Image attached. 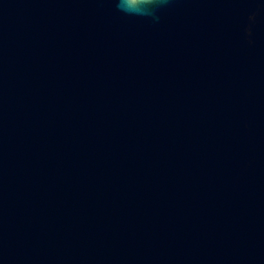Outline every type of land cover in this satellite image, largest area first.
Listing matches in <instances>:
<instances>
[{"label": "water", "instance_id": "95a60500", "mask_svg": "<svg viewBox=\"0 0 264 264\" xmlns=\"http://www.w3.org/2000/svg\"><path fill=\"white\" fill-rule=\"evenodd\" d=\"M0 0V264H264V0Z\"/></svg>", "mask_w": 264, "mask_h": 264}, {"label": "clouds", "instance_id": "9594fccd", "mask_svg": "<svg viewBox=\"0 0 264 264\" xmlns=\"http://www.w3.org/2000/svg\"><path fill=\"white\" fill-rule=\"evenodd\" d=\"M155 2H156V0H146V5H150V4H153ZM118 7L120 9H122V10H125V6L123 4V0H119Z\"/></svg>", "mask_w": 264, "mask_h": 264}]
</instances>
